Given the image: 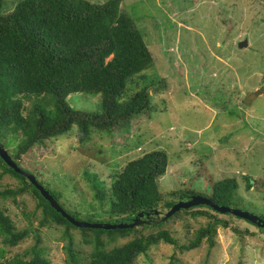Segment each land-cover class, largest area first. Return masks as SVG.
I'll list each match as a JSON object with an SVG mask.
<instances>
[{
	"label": "rangeland",
	"instance_id": "rangeland-1",
	"mask_svg": "<svg viewBox=\"0 0 264 264\" xmlns=\"http://www.w3.org/2000/svg\"><path fill=\"white\" fill-rule=\"evenodd\" d=\"M17 2L5 0L2 13L12 11ZM120 6L132 16L153 53L154 62L144 74L165 77L168 91L155 94L156 110L151 118H137L116 129L112 136L93 131L84 144L78 142L74 125L67 135L31 149L23 156L22 166L38 173L44 183L60 193L66 210L78 211L80 220L110 222V216L95 206L90 184L83 178L84 169L108 182L113 168L126 159L155 147L164 148L169 165L161 179L162 191L180 184L205 190L213 182L234 175L241 188L233 204L264 216V185L263 189L247 191L241 175L264 179V20L257 22L264 18V5L255 0H122ZM247 34L248 48L241 49L237 43ZM248 62L250 69L245 70L244 63ZM67 102L75 109L100 111L101 98L99 94L72 93ZM18 187L21 182L3 174L0 165V190ZM37 203L30 192L18 195L16 200L0 198L17 229H30L29 236L16 246L5 245L0 239V260L25 252L29 257L38 246L52 264H68L65 228H38L42 213ZM228 216L231 226L248 229L254 236L240 239L231 229H219L212 249L205 241L195 250L180 253L161 242L150 249L151 258L140 255L137 261L264 264V234L248 221ZM186 219L194 229L199 225V220L184 214L164 226L180 243L187 238ZM79 230L73 228L71 232L83 260L92 245L84 242ZM141 231L149 234L158 228ZM135 235L119 238L109 247Z\"/></svg>",
	"mask_w": 264,
	"mask_h": 264
},
{
	"label": "trees",
	"instance_id": "trees-1",
	"mask_svg": "<svg viewBox=\"0 0 264 264\" xmlns=\"http://www.w3.org/2000/svg\"><path fill=\"white\" fill-rule=\"evenodd\" d=\"M121 1L18 0L12 11L2 13L5 0H0V143L20 167L24 168L21 160L31 149L67 135L74 125L78 142L84 144L92 138L93 131L112 136L116 129L137 118H151L156 110L155 94L168 91L165 77L144 74L153 64L154 56L132 16L121 8ZM255 1L264 5V0ZM244 69H250L249 62L244 63ZM72 93L99 94L100 111L73 108L67 102ZM0 165L3 174H10L21 182V187L16 189L0 190V198L16 200L26 192L37 198V207L42 213L38 228H65L68 264H139L137 257L151 258L150 249L161 242L185 253L199 248L205 241L209 249L214 248L219 229H231L240 239L255 234L240 226H231L228 215L232 214H221L204 205L180 210L159 223L133 228H79L58 213L31 181L6 165L1 156ZM168 165L167 150L155 147L113 168L108 182L86 168L83 178L90 184L97 202L95 206L107 213L113 223L127 221L139 213H150V218L155 219L156 210L167 212L178 201L195 195L219 205L238 207L232 201L239 197L241 188L237 176H226L205 190L180 184L162 191L160 183ZM31 173L65 208L60 201L61 194L44 183L38 173ZM241 175L247 191L253 187L263 189L264 179ZM68 212L79 219L78 211ZM184 214L199 220V225L194 229L186 219L187 238L180 243L164 226ZM73 228L80 229L84 242L92 245L83 260L75 249ZM145 228H158V231L143 234L141 230ZM32 231L38 236L35 228ZM257 231L264 234V230ZM29 232L28 228L18 230L8 210L0 204L3 244L16 246ZM132 233L136 235L127 242L109 247ZM0 264L52 262L36 246L29 257L26 252L16 254L10 259H1Z\"/></svg>",
	"mask_w": 264,
	"mask_h": 264
},
{
	"label": "water",
	"instance_id": "water-1",
	"mask_svg": "<svg viewBox=\"0 0 264 264\" xmlns=\"http://www.w3.org/2000/svg\"><path fill=\"white\" fill-rule=\"evenodd\" d=\"M248 41L249 40L247 38L239 41L238 47L241 49L246 48L249 44ZM0 156L6 165L13 168L19 174L26 176L31 181V183L39 189L41 194L45 197V199L58 213H60L63 217H65L69 223L79 228H91L96 230H114V229L133 228L135 226L142 224H149L154 222L159 223L160 221H164L167 218L171 217L174 213L180 210H186L192 207L204 205L212 208L214 211L221 214H232L238 218L248 221L250 224L254 225L257 228L264 230V219L261 218L259 215L244 209L216 204L211 199L201 195L192 196L188 200L178 201L167 212H160L156 210L155 215L157 216V218L155 219L150 218V213H146V214L139 213L134 218H131L127 221H121L116 223L83 221L72 216L59 203V201L38 181V179L33 173L27 171L25 168L20 167L1 143H0Z\"/></svg>",
	"mask_w": 264,
	"mask_h": 264
}]
</instances>
